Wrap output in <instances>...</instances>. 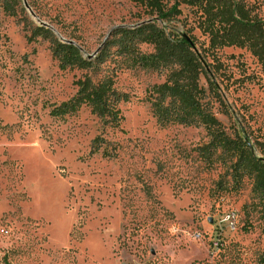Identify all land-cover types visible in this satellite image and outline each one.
Instances as JSON below:
<instances>
[{"label": "rangeland", "instance_id": "374dc122", "mask_svg": "<svg viewBox=\"0 0 264 264\" xmlns=\"http://www.w3.org/2000/svg\"><path fill=\"white\" fill-rule=\"evenodd\" d=\"M249 1L264 19V0ZM30 2L44 22L73 37L85 57L116 28L150 19L134 0ZM166 2L171 7L175 0ZM3 4L0 264H260L264 203L253 179L237 181L220 160L204 163L199 150L211 141L204 126L160 124L153 115L148 92L168 72L144 70L117 55L93 72L62 71L47 40L28 41L31 23H38L23 0L14 2L15 16ZM180 10L171 22L157 24L193 38L217 85L210 89L201 76L207 108L232 138L243 127L258 153V144L264 146L263 65L246 48L208 50L195 9ZM140 51L154 48L142 44ZM86 76L112 79L126 96L118 103L119 127L104 124L86 106L52 115ZM229 212L238 214L237 227L225 229L217 248L219 221Z\"/></svg>", "mask_w": 264, "mask_h": 264}, {"label": "trees", "instance_id": "16d2710c", "mask_svg": "<svg viewBox=\"0 0 264 264\" xmlns=\"http://www.w3.org/2000/svg\"><path fill=\"white\" fill-rule=\"evenodd\" d=\"M14 2L19 5L22 0H4L2 5L3 10L12 16L16 15ZM134 2L145 10L149 21L134 28H116L98 56L92 60L85 57L82 47L73 37L60 33L76 45L64 43L51 29L34 22L31 23L33 27L28 41L33 42L40 37L47 40L53 59L62 71L78 69L93 72L111 55L127 57L133 66L144 70L167 71L166 80L148 92L154 117L160 124L204 126L211 137L210 143L199 150L204 163L212 167L220 160L228 165L237 181L244 177L252 178L253 191L264 203V146L258 144L261 148L257 153L256 146L251 145L249 136L239 123L242 130L235 133L234 138L223 130L222 124L207 108L206 90L200 84L201 76L206 75L210 89L217 90L216 82L209 77L211 72L206 70L209 66L204 54L197 49L191 36L186 35L190 39L188 41L184 35L167 32L157 24L171 22L181 15V5L189 6L197 13V28L209 39L208 50L246 48L264 67V19L257 14L249 0H175L171 7L165 0ZM29 5L43 21V16L33 8V4L30 2ZM142 44L153 46L154 51L142 53ZM75 85L77 94L54 108L51 112L53 116L74 114L86 106L104 124L119 127L123 116L118 103L127 98L116 91L112 79L95 82L86 76ZM260 264H264V253Z\"/></svg>", "mask_w": 264, "mask_h": 264}, {"label": "built area", "instance_id": "2783aa9c", "mask_svg": "<svg viewBox=\"0 0 264 264\" xmlns=\"http://www.w3.org/2000/svg\"><path fill=\"white\" fill-rule=\"evenodd\" d=\"M238 222V214L236 212H229L225 214L221 220L219 221V235L215 240V246L220 248L222 245V235L225 232V229H229L230 231L236 230Z\"/></svg>", "mask_w": 264, "mask_h": 264}, {"label": "water", "instance_id": "95a60500", "mask_svg": "<svg viewBox=\"0 0 264 264\" xmlns=\"http://www.w3.org/2000/svg\"><path fill=\"white\" fill-rule=\"evenodd\" d=\"M23 2H24V6H25V8L29 11V13L31 14V16L37 21V23L40 25V26H42V27H46V28H48V29H51L64 43H67V44H72V45H76V43L74 42V41H69V40H67V39H65V38H63L62 36H61V34L52 26V25H50V24H48V23H46V22H44V21H42V20H40L39 18H38V16L34 13V11L32 10V8L30 7V5H29V3H28V0H23ZM110 37V34L108 35V37L106 38V40H105V42L103 43V45L99 48V50L106 44V42H107V40H108V38ZM184 38H186V40H188V41H190V39L188 38V37H186V36H184ZM78 46V45H77ZM81 50L83 51V49L81 48ZM99 50L94 54V55H88V59L89 60H91V59H93L96 55H97V53L99 52ZM210 222L212 223L213 222V220H210Z\"/></svg>", "mask_w": 264, "mask_h": 264}]
</instances>
